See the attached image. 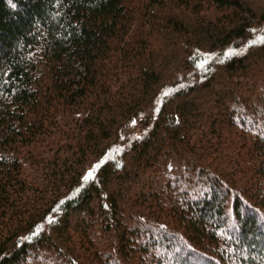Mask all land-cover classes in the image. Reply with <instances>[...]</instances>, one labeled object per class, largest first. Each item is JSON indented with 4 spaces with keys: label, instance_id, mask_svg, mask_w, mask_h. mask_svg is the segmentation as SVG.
Masks as SVG:
<instances>
[{
    "label": "trees",
    "instance_id": "trees-1",
    "mask_svg": "<svg viewBox=\"0 0 264 264\" xmlns=\"http://www.w3.org/2000/svg\"><path fill=\"white\" fill-rule=\"evenodd\" d=\"M0 264H264V0H0Z\"/></svg>",
    "mask_w": 264,
    "mask_h": 264
},
{
    "label": "snow or ice",
    "instance_id": "snow-or-ice-1",
    "mask_svg": "<svg viewBox=\"0 0 264 264\" xmlns=\"http://www.w3.org/2000/svg\"><path fill=\"white\" fill-rule=\"evenodd\" d=\"M89 175H91V173H89Z\"/></svg>",
    "mask_w": 264,
    "mask_h": 264
}]
</instances>
